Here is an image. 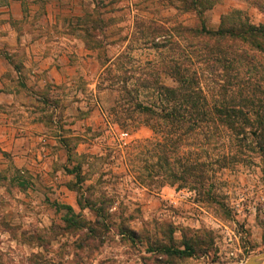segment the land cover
I'll use <instances>...</instances> for the list:
<instances>
[{
    "label": "rangeland",
    "instance_id": "374dc122",
    "mask_svg": "<svg viewBox=\"0 0 264 264\" xmlns=\"http://www.w3.org/2000/svg\"><path fill=\"white\" fill-rule=\"evenodd\" d=\"M98 1L95 11L84 21L87 40L90 45L98 43L101 47L103 65L110 69L112 78L135 82L148 79L149 73L151 80L175 86L174 80L160 70L159 57L165 49L153 48L152 38L155 30L164 34L165 30L172 31L185 24L176 16L160 20L156 16L159 7L147 5L146 9L155 16L138 18L129 39L119 19H105L104 0ZM238 1L241 6L233 5L228 14L239 11L253 24L264 25V0ZM98 19L102 24L94 29ZM198 25L199 21L194 27ZM111 33L116 37L113 44L124 48L116 49L115 60L108 64L104 47ZM181 45L190 53L197 52L191 54V60L195 67L201 68L209 102L221 100L222 85L228 87L225 93L229 102L241 104L240 99L248 96L264 102V52L244 43L242 48L256 61L249 64L233 60L230 65L240 71L233 69L226 73L206 67L203 56L206 49ZM221 49L228 55L233 52ZM215 50L220 49L215 47ZM248 67H251L249 71ZM105 72L104 69L98 84L104 77H110ZM107 91L110 96L104 99V111L114 129L108 133L101 129L85 133L83 138L87 142L88 139L96 142L93 152L99 157L91 153L73 156V167L79 162L86 167L82 183L78 185L74 175L70 181H64L65 171L61 166L51 175H45L17 167L10 157L0 169V264H243L263 254L264 158L251 134L257 124L254 114H249L251 125L243 127V134L223 130L224 146L214 150V154L221 149L226 160L223 169L215 165L213 192L217 196L207 202L189 190L161 187L162 173L151 159L147 151L151 147L147 144L161 140L162 136L149 126L121 128L116 124L112 109L119 92ZM146 95L141 93L140 100L147 102ZM49 105L58 107L57 101L46 100L43 110L49 111ZM56 119L58 128L52 130L54 134H58L59 124H64L59 115ZM64 130L62 135H70ZM121 132L129 134L128 146L123 149L119 146ZM71 140L72 144L76 143L75 139ZM137 148L138 155L144 153V162L132 157L137 155L134 152ZM149 174L154 175L153 186L147 189L141 186V180H149ZM63 184L68 188L61 189ZM79 198L86 207L79 205ZM187 246L192 253H179L187 251Z\"/></svg>",
    "mask_w": 264,
    "mask_h": 264
},
{
    "label": "crops",
    "instance_id": "0c3cea01",
    "mask_svg": "<svg viewBox=\"0 0 264 264\" xmlns=\"http://www.w3.org/2000/svg\"><path fill=\"white\" fill-rule=\"evenodd\" d=\"M211 1L213 7L204 16L212 29L220 26L233 5L241 6L238 0ZM97 3L98 0H0V169L8 157L19 168L45 175H51L59 166L64 171L71 169L74 164L68 161L67 149L60 140L63 129L70 134L67 136L82 139L76 149L79 157L98 155L93 152L96 142H87L85 133L114 129L104 111L109 91H99L97 87L106 65L101 49L89 46L84 22ZM104 4L105 19H119L127 35L133 33L138 18L155 16L146 9L147 5L159 7L156 16L160 20L176 16L187 27L199 21L188 3L190 8H186L185 0H104ZM111 35L104 47L108 64L115 60L114 51L124 48L114 45L116 37ZM46 100L57 101L58 107L49 105L50 110L44 111ZM57 115L64 124L54 134ZM85 168L83 164V175ZM62 175L64 181L73 178L66 171ZM67 186L60 185L61 189Z\"/></svg>",
    "mask_w": 264,
    "mask_h": 264
},
{
    "label": "trees",
    "instance_id": "16d2710c",
    "mask_svg": "<svg viewBox=\"0 0 264 264\" xmlns=\"http://www.w3.org/2000/svg\"><path fill=\"white\" fill-rule=\"evenodd\" d=\"M185 1L186 8L191 7L197 12L200 26L180 25L172 31L165 30L164 34L158 32V29L155 30L156 32L154 31L155 33L153 32L154 37L152 38L153 48L165 49L159 57L160 70L174 80L175 86H167L156 79L151 80L152 74L149 73L147 74L149 78L146 80L130 82L131 79H122L116 81L112 78L110 69L105 68V74L110 77H104L99 82L98 89L99 91L118 90L119 98L112 112L116 124L121 128L145 125L162 136L161 140L147 144V147H151V150H147L151 159L155 160L156 166L162 173L161 187L171 186L175 187L177 191L189 190L199 194L207 202H212L217 196L213 192L216 185L214 180L215 165L217 168L223 169L226 160L221 149L217 154H214V150L224 146L223 130L228 129L237 134H243V127L251 125L249 114H254L257 124H254L255 130L251 134L255 139L259 153L264 158V102H256L249 96L240 99L241 104L229 102L226 100L225 92L228 90L226 85L221 86V90H224L221 100L218 103L209 102L201 80V68L195 67L191 60V54L197 55V52L190 53L188 50H184L181 43H185V48L188 49L196 47L206 49L203 56L210 65L208 66L206 63V67L212 69L211 71L218 69L226 73L233 69L240 71L237 66L230 65L233 60L240 62L244 60L249 64L256 61V58H251L249 52L242 48L244 43L264 52V25L253 24L242 12L233 11L222 18L217 29H212L208 27L204 13L213 7L214 2L211 0ZM100 24L102 21L98 19L93 28L96 29ZM88 34L94 39L91 32ZM173 45L177 47H173ZM89 46L101 49L98 43L89 44ZM215 47L220 50L214 51ZM221 48L231 49L230 51L234 53H229V56L227 51ZM240 50L245 51L246 54L238 53L237 51ZM212 55H214L213 59ZM105 61L108 63L110 60L106 58ZM250 68L248 67V71ZM203 69L207 70L205 67ZM105 81L109 84H105ZM141 93L147 94L146 96L149 97L147 102L140 100ZM245 108L247 111H244ZM49 120L51 121L52 117ZM59 127L62 128L63 123H60ZM60 136H62L60 140L68 152V161L72 163L78 143L82 139L79 137L68 138L62 134ZM71 139H75L76 143L72 144ZM119 146L123 149L128 145L120 144ZM138 149L134 151L137 155H132V157L144 162V153L139 152L138 155L136 152ZM144 152L147 155V152ZM65 171L77 178L78 185L84 181L83 162H79L73 169L65 168ZM147 177L151 182L142 179L141 186L150 189L153 186L154 175L149 174ZM78 203L81 207H86L82 198H79ZM66 207L73 211L72 207ZM179 253L189 254L192 253V249L187 246V251Z\"/></svg>",
    "mask_w": 264,
    "mask_h": 264
},
{
    "label": "water",
    "instance_id": "95a60500",
    "mask_svg": "<svg viewBox=\"0 0 264 264\" xmlns=\"http://www.w3.org/2000/svg\"><path fill=\"white\" fill-rule=\"evenodd\" d=\"M262 263H264V253L248 259L243 264H262Z\"/></svg>",
    "mask_w": 264,
    "mask_h": 264
},
{
    "label": "built area",
    "instance_id": "2783aa9c",
    "mask_svg": "<svg viewBox=\"0 0 264 264\" xmlns=\"http://www.w3.org/2000/svg\"><path fill=\"white\" fill-rule=\"evenodd\" d=\"M120 137H121V143L123 144V145H127V141H126V139L129 137V134L127 133V132H121V134H120Z\"/></svg>",
    "mask_w": 264,
    "mask_h": 264
}]
</instances>
